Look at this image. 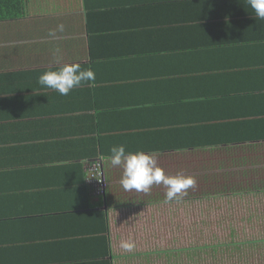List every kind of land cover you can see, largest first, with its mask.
<instances>
[{
  "label": "crops",
  "instance_id": "1",
  "mask_svg": "<svg viewBox=\"0 0 264 264\" xmlns=\"http://www.w3.org/2000/svg\"><path fill=\"white\" fill-rule=\"evenodd\" d=\"M66 63L95 80L39 84ZM120 145L194 185L125 191ZM251 200L264 210V20L248 0H0V264H184L199 249L171 245L200 201Z\"/></svg>",
  "mask_w": 264,
  "mask_h": 264
},
{
  "label": "rangeland",
  "instance_id": "2",
  "mask_svg": "<svg viewBox=\"0 0 264 264\" xmlns=\"http://www.w3.org/2000/svg\"><path fill=\"white\" fill-rule=\"evenodd\" d=\"M15 1L19 0H9ZM7 4L6 2L4 3ZM207 189V187H205ZM203 188L202 191L205 190ZM200 210L203 213L196 219V222L190 225V231H187L177 244L176 247H196L198 252L194 254H183L180 256L182 262L200 263V264H225L232 261V264H264V210L263 207H255L254 202L249 201L245 206H239L235 209L232 207H215V213L209 211L208 202L200 201ZM219 208H222L219 211ZM210 213V214H209ZM171 228L168 227L170 233ZM171 239V238H170ZM184 239V240H183ZM173 241V239H172ZM239 249H246V260H241L239 256L243 251L236 249L235 245L242 242H248ZM229 246V247H228ZM232 249V250H231ZM229 250L232 252L230 255ZM225 253L227 256H223ZM245 256V255H244ZM199 262H195L193 260ZM184 260V261H183Z\"/></svg>",
  "mask_w": 264,
  "mask_h": 264
},
{
  "label": "clouds",
  "instance_id": "3",
  "mask_svg": "<svg viewBox=\"0 0 264 264\" xmlns=\"http://www.w3.org/2000/svg\"><path fill=\"white\" fill-rule=\"evenodd\" d=\"M248 4L254 10L256 17L264 20V0H248ZM62 28L63 26L61 30ZM94 80L95 72L91 68L82 69L78 63H66L58 70L42 73L39 77V84L66 96L73 88L81 86L83 82ZM110 151L111 164L123 167L120 183L125 191L135 190L147 193L154 184H163L167 188V199L172 200L195 183V178L191 176L167 175L165 170L158 166L154 152L128 151L124 145L114 146ZM121 247L131 251L134 244L125 241L122 242Z\"/></svg>",
  "mask_w": 264,
  "mask_h": 264
},
{
  "label": "built area",
  "instance_id": "4",
  "mask_svg": "<svg viewBox=\"0 0 264 264\" xmlns=\"http://www.w3.org/2000/svg\"><path fill=\"white\" fill-rule=\"evenodd\" d=\"M92 171H96L97 173H90L91 178L102 183L104 181V173L99 170V168H95Z\"/></svg>",
  "mask_w": 264,
  "mask_h": 264
},
{
  "label": "trees",
  "instance_id": "5",
  "mask_svg": "<svg viewBox=\"0 0 264 264\" xmlns=\"http://www.w3.org/2000/svg\"><path fill=\"white\" fill-rule=\"evenodd\" d=\"M249 243V241L248 242H242V243H238V245H235L236 247H238L239 248V246L241 245V246H244L245 244H248ZM250 244V243H249ZM229 247V246H228Z\"/></svg>",
  "mask_w": 264,
  "mask_h": 264
}]
</instances>
